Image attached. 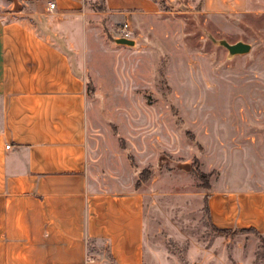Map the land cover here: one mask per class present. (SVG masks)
Here are the masks:
<instances>
[{"label":"rangeland","instance_id":"1","mask_svg":"<svg viewBox=\"0 0 264 264\" xmlns=\"http://www.w3.org/2000/svg\"><path fill=\"white\" fill-rule=\"evenodd\" d=\"M155 1L157 13L133 17V46L113 41L119 16L87 25L91 182L142 195L145 264H264V232H219L205 208L209 194L264 191V0L228 13ZM221 39L250 51L231 56Z\"/></svg>","mask_w":264,"mask_h":264},{"label":"crops","instance_id":"2","mask_svg":"<svg viewBox=\"0 0 264 264\" xmlns=\"http://www.w3.org/2000/svg\"><path fill=\"white\" fill-rule=\"evenodd\" d=\"M93 1L0 4V264H145L142 195L91 182L78 67L97 14L131 24L159 4L101 0L95 11ZM250 9L247 0L201 4L206 13ZM207 206L216 228L264 232L263 190L209 194Z\"/></svg>","mask_w":264,"mask_h":264},{"label":"water","instance_id":"3","mask_svg":"<svg viewBox=\"0 0 264 264\" xmlns=\"http://www.w3.org/2000/svg\"><path fill=\"white\" fill-rule=\"evenodd\" d=\"M17 2V1H16ZM15 4V3H14ZM17 5V3H16ZM213 42H215V39H212ZM113 41L118 45H125V46H133L135 44L134 40L127 37H119V38H113ZM218 44L222 45L228 50L229 55H236V54H245L250 51V44L243 42V41H237L235 43H229L224 39L218 40Z\"/></svg>","mask_w":264,"mask_h":264},{"label":"built area","instance_id":"4","mask_svg":"<svg viewBox=\"0 0 264 264\" xmlns=\"http://www.w3.org/2000/svg\"><path fill=\"white\" fill-rule=\"evenodd\" d=\"M49 9H52V8H54V3L53 2H50V3H48V6H47ZM128 30H130V24H129V22H127V21H125V22H123V24H122V26H120L119 28H118V31L120 32V37H129V35H128ZM10 147V145L8 144V145H5V148L6 149H8Z\"/></svg>","mask_w":264,"mask_h":264},{"label":"trees","instance_id":"5","mask_svg":"<svg viewBox=\"0 0 264 264\" xmlns=\"http://www.w3.org/2000/svg\"><path fill=\"white\" fill-rule=\"evenodd\" d=\"M205 208L207 209V213H208V216H209V210H208V206H207V199H206V201H205ZM210 219V218H209ZM213 228L215 229V230H217V231H219V232H226V229H219V228H216L215 226H213ZM236 230H246V229H232V231H236ZM247 230H249V231H253V232H256V230L255 229H251V228H248Z\"/></svg>","mask_w":264,"mask_h":264}]
</instances>
